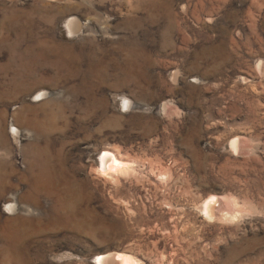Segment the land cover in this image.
<instances>
[{
	"label": "rangeland",
	"instance_id": "374dc122",
	"mask_svg": "<svg viewBox=\"0 0 264 264\" xmlns=\"http://www.w3.org/2000/svg\"><path fill=\"white\" fill-rule=\"evenodd\" d=\"M118 254L264 264V0H0V264Z\"/></svg>",
	"mask_w": 264,
	"mask_h": 264
},
{
	"label": "bare ground",
	"instance_id": "6f19581e",
	"mask_svg": "<svg viewBox=\"0 0 264 264\" xmlns=\"http://www.w3.org/2000/svg\"><path fill=\"white\" fill-rule=\"evenodd\" d=\"M71 30L73 31L72 27L69 25V32H71ZM231 145L235 149L236 143L232 142ZM100 163H101L100 166H101L103 172L109 171V170L112 171L113 168L118 169L117 167H119L122 164L112 154H109V153H104ZM212 200H214V199H212ZM212 200H210V201H212ZM210 201L209 202L206 201L203 204V211L206 214H211L212 209L210 210V204H211ZM112 257L111 256L98 257V258H96L97 264H109L110 262L114 263V264H133L134 263V262L132 263L133 260L128 258V256L126 257L124 255L122 256V255L118 254V256L114 257V259Z\"/></svg>",
	"mask_w": 264,
	"mask_h": 264
},
{
	"label": "water",
	"instance_id": "95a60500",
	"mask_svg": "<svg viewBox=\"0 0 264 264\" xmlns=\"http://www.w3.org/2000/svg\"><path fill=\"white\" fill-rule=\"evenodd\" d=\"M112 258H113V257H112ZM113 259H114V258H113ZM109 264H114V263H111V262H110Z\"/></svg>",
	"mask_w": 264,
	"mask_h": 264
}]
</instances>
